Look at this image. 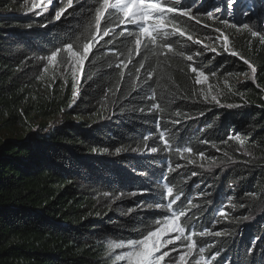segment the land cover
I'll return each mask as SVG.
<instances>
[{
    "label": "trees",
    "instance_id": "16d2710c",
    "mask_svg": "<svg viewBox=\"0 0 264 264\" xmlns=\"http://www.w3.org/2000/svg\"><path fill=\"white\" fill-rule=\"evenodd\" d=\"M244 5L251 9L244 15L249 29L224 25L222 20L231 19L225 13L215 20L194 13L199 24L173 21L169 30L180 27L186 35L169 37L175 43L165 55L159 47L146 51L142 45L129 56L133 46L122 38L113 55L101 40L74 89L70 66L65 72L60 63L64 53L56 64L40 57L55 47L49 33L67 36L80 28L74 50L90 38L88 20L81 26L74 19L83 18L75 11L80 5L74 0L67 20L48 23L52 7L39 15V7L29 11L28 0H0V264H119L113 258L122 250L110 251L107 244L155 229L164 210L155 209L154 194L165 183L174 195L182 193L173 207L183 202V225L187 220L188 229L221 232L194 237L198 246L208 245L206 257L219 251L210 264H264V42L251 35V30L264 35V0ZM236 11L241 14L238 6ZM216 28L229 37L228 51L221 52L222 40L210 39L218 35ZM189 35L217 51L203 53V45ZM190 54L193 61L187 60ZM245 60L256 68L251 80H240L251 71ZM200 70L220 84L219 103L195 83ZM150 92L155 101L145 99ZM153 102L163 111L149 113ZM176 111L183 115L174 116ZM62 114L67 117L60 124H48ZM157 114L173 147L193 149L185 159L170 157L171 173L164 155L140 154L146 151L142 137L157 133ZM175 119L181 122L173 125ZM152 143L150 137L147 144ZM149 188L151 193L141 194ZM222 208L226 219L219 216Z\"/></svg>",
    "mask_w": 264,
    "mask_h": 264
},
{
    "label": "snow or ice",
    "instance_id": "6c2138e0",
    "mask_svg": "<svg viewBox=\"0 0 264 264\" xmlns=\"http://www.w3.org/2000/svg\"><path fill=\"white\" fill-rule=\"evenodd\" d=\"M27 2V0H25ZM206 0H95V3L88 5V0H75V3L80 5L75 11H81L83 18L78 19L81 26L84 25V21L88 20L86 25L90 38H86L85 42L80 45V50H74V41L76 40L77 33L81 30L80 28L73 27L68 31V35L49 33L50 44H54L55 47L50 51L45 57H40L41 60H46L47 64H56L58 58L61 57V53H64V57L60 60V63L64 66L65 72L69 71V66L71 68L72 75L74 77L73 88L75 89L76 83L78 82L75 78L78 75H82L85 63L89 60L90 55L93 53V48L95 45L99 44L101 40L104 41V45H111L110 48H105L106 53L115 54L119 49L116 46V39L122 38L123 42L132 45L133 48L128 52V55H132V51L137 53L140 52L141 46L143 45L146 51H150L156 47L161 49L159 55H165L173 50L175 41L170 40L169 37L179 36L184 37L186 35L185 31L180 27H173L170 31L168 28L169 24L173 21H184L185 18L189 21H196L197 24L200 20L197 16L193 15L192 9L202 6ZM85 5H88L85 7ZM236 5L240 8V11L244 15H248L251 9L245 10L244 0H222V3L214 5V10L219 12L221 9L225 11L226 14L233 11V6ZM74 0H33L32 6L29 11L39 7V15H43L48 11L49 7H52V16L48 23L61 22L62 17L65 20V12L69 8H73ZM71 15V14H70ZM209 19H218L219 17H213L212 12L206 13ZM226 26H230L233 29L242 27L243 29H249V24L244 23L238 25L236 23H231L224 19L221 21ZM42 27H47V24L41 25ZM65 27L64 24L60 25ZM118 29V31H117ZM215 32L218 33L217 36L211 37L217 42L223 41V51H228V41L229 37L223 33L220 28H216ZM251 35L253 37H259L261 42H264V35H261L260 31L251 30ZM105 37H110L105 39ZM189 41L193 40L192 36H188ZM158 41H163L158 44ZM200 39H196L194 44L202 45ZM101 45V47H104ZM207 51H217L215 48H210L207 45H203V53ZM201 51H196V56H201L203 54ZM96 54H100V49H96ZM231 55H239L237 52H231ZM94 58V56H93ZM143 59V57H141ZM244 59V57H241ZM188 61H193V55H187ZM123 63V62H122ZM139 63V62H137ZM245 63L249 65L251 73L255 74L256 68L252 66L247 60ZM127 67L126 64H123ZM121 67V65H117ZM145 66L143 63L139 64V69H143ZM138 69V71H139ZM47 71V68L44 67ZM191 71L196 73L198 69L196 67H191ZM120 75L123 77L124 73L121 72ZM215 75V73H212ZM247 75V74H245ZM199 77H203L201 80ZM199 77L195 78L196 84H202L208 79V74L199 71ZM43 79V77H41ZM151 79V72L148 73L147 80ZM66 82V81H65ZM77 93L73 92L75 96ZM145 99L155 101V96L151 92L145 96ZM205 100H208V96H204ZM211 100L219 103L215 95L211 96ZM141 111H144L141 109ZM161 112L163 111L159 103L153 102L148 108V112ZM174 116L180 117L183 114L179 111L173 113ZM160 119L161 117L157 114V119L154 125L157 129L156 134H146L142 137L145 144L146 151L140 153L139 148H133V152L140 153L145 156L152 158L151 154L164 155L165 156V167L168 173L174 171L170 163V157L172 155L178 156L180 159H185L184 153H192V147L180 146L175 147L166 139V131L160 129ZM181 121L178 119L172 120L173 125L179 124ZM168 121H165L167 124ZM152 138L153 143L148 146L147 142L149 138ZM239 139V138H236ZM207 143V141H205ZM227 143V140L225 141ZM243 145V141H240ZM215 147V145H213ZM120 148L116 149L119 153ZM219 151V149H217ZM199 156L203 157L204 153H198ZM188 162L194 163L195 161L189 160ZM181 165L177 164V168ZM203 167V165H201ZM161 180L166 179L164 173H161ZM164 190L159 192L158 201L155 203V209L164 211L161 213V218L155 219L156 227L155 229H147L146 231L139 234L138 238L128 239L126 241L121 240L119 242H109L107 244L108 250H122L119 254L114 256V261L119 262V264H161L168 258L167 264H188L187 257H194V253L197 251L199 253H204L205 248L208 246L202 244L198 246L197 240L194 238L196 236L205 237L207 235L220 236L221 232H210L208 229L201 230L197 232L194 228L188 229L187 223L182 225L180 223L181 217L186 216V208L183 202L174 209L177 201H181L182 193L173 194V187L168 186L167 183L163 185ZM166 196L169 199L165 200ZM151 188L145 189L143 193H151ZM132 195H137L133 192ZM159 201H164L163 203ZM152 204H148V208L151 209ZM191 207H196V205H191ZM219 216L227 218V212L219 210ZM191 218H189L190 220ZM143 223V221H141ZM174 234V235H172ZM168 245L173 247L168 249ZM167 249V250H164ZM172 253H175L173 256ZM219 255L217 251L210 259H215ZM210 259H206L203 255H200L197 259V264H210Z\"/></svg>",
    "mask_w": 264,
    "mask_h": 264
},
{
    "label": "rangeland",
    "instance_id": "374dc122",
    "mask_svg": "<svg viewBox=\"0 0 264 264\" xmlns=\"http://www.w3.org/2000/svg\"><path fill=\"white\" fill-rule=\"evenodd\" d=\"M31 4L33 2V0H28ZM222 3V0H206L205 3L202 4V6H198L197 8H193L192 9V13H199V12H202L206 15L207 12L211 11L212 12V15L213 17H221L225 11L223 9H221V11L217 12L214 10V5L216 4H220ZM236 8L237 6L234 5L233 6V11L231 13H228L227 15L229 17H231V19L229 20L230 24L231 23H236L238 25H242L244 24V14H240L236 11ZM246 10H248L249 8H245ZM226 14V13H225ZM215 20V19H214ZM194 40L196 39H200V38H195L193 37ZM203 43L202 45H207L209 46L206 42H204L202 39H200ZM223 44H221V52L223 51V47H222ZM210 47V46H209ZM247 74V75H245ZM197 77H199V72L197 73ZM201 80H203V77H199ZM243 79H253V74L251 73L250 70H247L245 71L241 76H240V80H243ZM203 91L207 94V95H217L218 92L221 91V86L218 82H215V80H212L211 77L208 76V79L206 81H204L202 84H200ZM67 117V114H62V115H59L58 117L56 118H52V119H49L48 120V124L50 126H56L58 124H60L65 118ZM72 119H77L79 117H74V116H71ZM83 120H87L88 118L86 116H83L82 118ZM108 151L106 150H102L100 153L103 155L105 153H107ZM225 211V209H224ZM180 223H181V220H180ZM182 224V223H181ZM183 225V224H182ZM174 235V234H172ZM173 246L172 245H168V249L172 248ZM164 250H167V249H164ZM172 255L174 256L175 253H172ZM200 255H203L206 259H210L209 257H206V253H199L198 251L196 253H194V257H187V261H188V264H197V259ZM167 260L168 258H165V261H163V264H167ZM211 260V259H210Z\"/></svg>",
    "mask_w": 264,
    "mask_h": 264
}]
</instances>
